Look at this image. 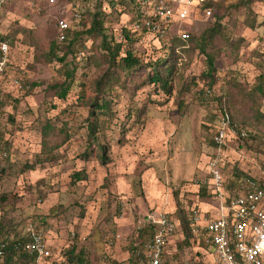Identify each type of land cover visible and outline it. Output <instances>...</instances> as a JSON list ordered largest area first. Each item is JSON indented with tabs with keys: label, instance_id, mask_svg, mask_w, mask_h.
<instances>
[{
	"label": "rangeland",
	"instance_id": "rangeland-1",
	"mask_svg": "<svg viewBox=\"0 0 264 264\" xmlns=\"http://www.w3.org/2000/svg\"><path fill=\"white\" fill-rule=\"evenodd\" d=\"M87 2L58 0L49 5L44 0H15L0 8V29L17 35L11 67L0 83L5 101L0 129L7 151L0 161V168H5L0 175V229L10 238L26 234L30 224L40 230L52 256L37 264H71L64 252L73 244L87 250L90 264H132L131 246L139 230L148 224L150 214L171 215L180 207L188 217L192 210L207 213L218 206L209 191L212 160H220L219 165H225L222 172L230 177L232 171L257 177L264 166V119H256L257 112L264 114V97L249 99V92L264 73V0L255 1L250 10L232 9L221 21L229 43L217 41L222 50L216 61L220 78L210 89L214 96L209 94L211 101L200 103L197 87L183 92L178 81L170 96L152 90V86L142 88L136 95V106H145V114L139 120L135 118L123 136L114 134L120 140L107 153L108 164H102L96 154L84 158L93 148L86 127L90 109L87 100L96 94L95 81L106 67L99 68L94 62L85 66L83 58L91 55L90 48L94 42L98 48L100 41L88 39L80 44L81 51L72 62L79 60L77 80L65 100L50 90L53 82L63 79L60 65L57 61L47 63L44 58L50 44L58 41V21L67 19L76 30L85 17L80 13L96 9V1ZM122 9L117 7L108 17V34L118 36L121 27L128 24L131 13L119 14ZM147 12H152L149 6ZM203 15L191 11L184 20L173 18L168 28L178 35L184 31L200 33L213 20ZM135 50L147 59L163 52L151 35L142 38ZM182 56L177 65L178 79L202 71L204 60L198 50ZM14 80H19V85L13 84ZM23 82L37 86L28 90ZM117 93L121 97L114 106L118 118L124 120L133 104L126 93ZM225 94L229 116L243 122L251 136L239 137L227 127L223 147H214L212 132L224 127L219 122L222 114L216 98ZM14 99L19 101L17 105ZM49 119L54 120L55 130L48 143L63 140V131L58 132L63 124H67L69 139L56 151L55 160L24 171V165L34 162L41 151V126ZM80 171L87 178L73 183L71 174ZM202 186L207 188L206 195L200 194ZM174 218L178 228L168 244L172 260L176 264H206V256L193 237L190 246L178 247L184 236L179 219Z\"/></svg>",
	"mask_w": 264,
	"mask_h": 264
},
{
	"label": "trees",
	"instance_id": "trees-1",
	"mask_svg": "<svg viewBox=\"0 0 264 264\" xmlns=\"http://www.w3.org/2000/svg\"><path fill=\"white\" fill-rule=\"evenodd\" d=\"M15 0H12L2 7H7L12 4ZM89 3L91 1L95 2L94 10L88 9L84 13V19L81 20L78 28L72 30L71 26L64 31V39L59 40L60 32L58 35V41L55 40L50 44L49 51L45 54L44 58L47 63H53L57 61L59 63V71L63 76L61 81L53 82L50 85V90L60 100H65L74 86L77 80L78 65L79 60L76 64L72 63L81 51L79 47L81 43L87 41L88 39H93L94 41L99 40L98 48L94 44V48H90L92 51L91 55H85L84 61L85 66L89 65L90 62H94L99 68L106 67L105 73L95 81V92L96 94L90 97L87 102L90 106L89 117L87 122V131L89 137L92 139L93 148L90 147L89 151H86L84 158H89L93 154H96L100 159L102 164H108L110 158L108 157V152L114 143L119 142L120 139H116L117 133L119 135H124L127 129L133 126L132 121L136 118L139 120L145 114V106H136V95L139 94V90L146 86H152V90L162 91L165 95L170 96L174 91V84L178 81L180 85V90L190 91L192 87H197V94L200 99V103L206 104L211 101L212 92L210 89L218 82L220 78L219 68L217 67L216 61L220 57L219 54L222 53L221 47L219 46V39L222 44L229 43V38L226 37L225 24L221 21L229 14L232 9L246 8L251 9V6L257 0H234L233 2L227 4V0H213V2L203 4L201 6H196L194 12H199L204 14L205 9L211 8L213 14L208 19L207 27L200 33L193 31H184L189 34V38L184 40L181 37V33L178 35L173 33L166 27L163 33L154 29L157 24L158 18L153 17V15L147 12V5L151 0H85ZM87 2V4H89ZM105 6V7H104ZM123 7L122 10H118L119 14L131 13L130 20L128 24L121 27V32L116 36L115 34H108L109 21L108 17L115 14L117 7ZM106 8L109 11H106ZM128 11V12H127ZM88 16V17H86ZM6 39L10 41L11 47L16 44L17 35L15 32H4ZM183 33V32H182ZM151 35V40H157L163 49L162 54L151 56L146 58L141 56L135 50V45L139 43L142 38L148 39ZM226 37V38H225ZM223 38V40H222ZM150 43V40H149ZM148 50V49H147ZM202 56L204 60V65L202 71L197 75H191L190 77H182V80L178 79V61L183 57L184 53H190L197 51ZM69 56L73 60H69ZM81 61V60H80ZM232 78L236 79L235 76ZM202 84H199L201 83ZM257 85L254 87L252 92H249V99L256 100V98L262 96L264 97V73L257 79ZM23 85L28 90H33L37 84L33 82H23ZM84 86V84H82ZM207 86V88L205 87ZM123 91L129 96L131 104H133L126 114V118L119 119L117 116V108L114 106L116 99H119L120 93L117 91ZM209 91V92H208ZM209 94L211 97H209ZM114 95V96H113ZM1 109L5 108V101L1 97ZM82 99V96H78ZM228 98V94L224 97H217L220 104L219 112L225 119L231 123L236 124L237 133L239 137L241 136L240 131L245 125L243 122L240 124L236 118L232 115L229 116L227 108H225L224 101ZM15 105L19 103L18 100L14 99ZM183 104L182 100L179 101V105ZM147 105V104H145ZM65 111V110H64ZM221 116V117H222ZM55 118L54 120H57ZM256 119H264V114L257 112ZM11 122H13V116H10ZM54 120H46L41 126V136L42 147L41 151L35 155L34 162H28L24 165V171L33 170L36 164H45L46 162L53 161L57 158L58 149L63 147L69 136L67 134V124H63L62 128L58 129V132L64 133L63 140L61 142L56 141L54 144L50 145L48 143L49 135H51L52 130H55L53 125ZM132 124L128 125L127 122ZM213 121V118L210 119ZM212 127V126H211ZM217 127L213 130V136L211 137V142L214 147H223V144L218 145L214 141L215 132H217ZM246 137L251 136V132H248ZM54 134V133H53ZM116 134V135H114ZM4 131L0 129V138L4 141ZM252 137H255L252 135ZM7 145V142H6ZM6 158V157H5ZM3 158V160L5 159ZM2 159H0L1 161ZM5 168H0V175L4 174ZM232 175L229 179L228 185L230 189H234L237 186L236 180L240 175L247 176L248 174L242 172L232 171ZM72 175V182L77 183L87 178L85 172H76ZM207 188L202 186L200 188V194L206 195ZM209 195V193H208ZM179 219L183 230L184 239L180 242V247L184 245H191V238L198 240L191 233L189 228V217H185V212L182 208L178 207L171 216ZM172 216V217H173ZM173 217V218H174ZM175 219V218H174ZM156 233V228L151 223L143 226L137 233L133 246H131V258L135 259V264L138 263V256L135 250L138 248H143ZM0 238L7 241V247L4 252V257L0 264H37L38 256L37 254L31 253L25 249V245L31 241L32 237L30 233H26L23 236H17L10 238L6 236L2 229H0ZM202 249H207L208 246L203 242H198ZM66 259L71 264H90L88 259V253L85 248H80L77 244L69 246V248L64 252ZM166 264H169L168 259H166Z\"/></svg>",
	"mask_w": 264,
	"mask_h": 264
},
{
	"label": "built area",
	"instance_id": "built-area-1",
	"mask_svg": "<svg viewBox=\"0 0 264 264\" xmlns=\"http://www.w3.org/2000/svg\"><path fill=\"white\" fill-rule=\"evenodd\" d=\"M12 0H0V8ZM53 5L58 0H44ZM213 0H151L147 6L152 10L151 15L157 17L154 29L163 33L169 23L175 18L177 21L189 17L190 12L196 6H201ZM213 14L211 8L205 9V16ZM79 16V13L76 14ZM60 29L59 40H63L64 31L70 27L67 19L58 21ZM4 31L0 29V83L7 75L12 63L13 49L10 41L5 38ZM186 40L189 34L181 33ZM13 84L19 85V80ZM209 92V91H208ZM1 107V98H0ZM219 122L224 127H219L214 135L216 144L221 145L226 139L225 129L228 127L231 133L238 134L236 124L229 123L225 117ZM242 137L247 133L240 131ZM7 156L3 140L0 138V159ZM220 160L214 159L209 163L211 175L210 194L219 204L217 214L192 210L189 214V228L198 240L203 241L212 255L211 264H264V166L260 168L258 176L240 175L236 180L237 186L230 189L228 182L230 176L223 171L225 165H219ZM148 223L156 228L153 238L143 248L135 250L138 256L137 264H166L170 255L168 244L174 236L178 226L176 220L168 213L150 214ZM27 232L31 234V241L25 245V249L37 254L38 261L52 256L48 250L43 233L34 229L30 224ZM112 244V240L108 242ZM7 241L0 238V262L4 257ZM172 264V263H171Z\"/></svg>",
	"mask_w": 264,
	"mask_h": 264
},
{
	"label": "crops",
	"instance_id": "crops-1",
	"mask_svg": "<svg viewBox=\"0 0 264 264\" xmlns=\"http://www.w3.org/2000/svg\"><path fill=\"white\" fill-rule=\"evenodd\" d=\"M214 200V199H213ZM215 202H217L216 200H214ZM218 203V202H217ZM218 206H219V204H218ZM218 206H216L215 205V207H214V209L213 210H211L210 212H207V213H212V214H217V210H219L218 209ZM154 214V213H153ZM176 220V219H175ZM209 248H207V249H199V251H201V253L202 254H204L205 256H206V259H207V262H206V264H211V260H212V255H211V251L210 250H208ZM131 258V254L129 255V260H132V264H135L134 262H135V259H130ZM167 259H168V261H169V264H176V262H174L173 260H172V255H169L168 257H167Z\"/></svg>",
	"mask_w": 264,
	"mask_h": 264
}]
</instances>
